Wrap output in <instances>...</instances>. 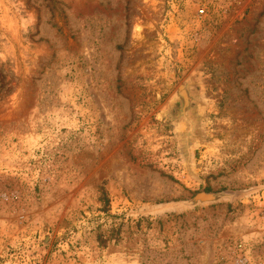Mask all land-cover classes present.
<instances>
[{"label": "rangeland", "instance_id": "rangeland-1", "mask_svg": "<svg viewBox=\"0 0 264 264\" xmlns=\"http://www.w3.org/2000/svg\"><path fill=\"white\" fill-rule=\"evenodd\" d=\"M0 264H264V0H0Z\"/></svg>", "mask_w": 264, "mask_h": 264}, {"label": "water", "instance_id": "water-1", "mask_svg": "<svg viewBox=\"0 0 264 264\" xmlns=\"http://www.w3.org/2000/svg\"><path fill=\"white\" fill-rule=\"evenodd\" d=\"M170 101L179 105L178 121L184 122L188 125L189 130H193L194 122L191 117V104L195 101V97L190 91V82L188 80H185L179 85L170 98ZM218 198L219 196L217 194L199 193L190 200L189 204L195 206L198 204L210 203L216 201Z\"/></svg>", "mask_w": 264, "mask_h": 264}, {"label": "trees", "instance_id": "trees-1", "mask_svg": "<svg viewBox=\"0 0 264 264\" xmlns=\"http://www.w3.org/2000/svg\"><path fill=\"white\" fill-rule=\"evenodd\" d=\"M99 203L101 205L100 211L104 214H107L108 213V199L105 194V191L101 192V196L99 197ZM114 234H118V233L113 230L111 233L107 235L105 239H102V237L98 236L97 240L101 244L106 243L107 241L112 240Z\"/></svg>", "mask_w": 264, "mask_h": 264}]
</instances>
